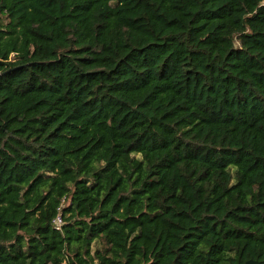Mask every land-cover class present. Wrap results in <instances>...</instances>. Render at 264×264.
Segmentation results:
<instances>
[{
  "label": "trees",
  "instance_id": "1",
  "mask_svg": "<svg viewBox=\"0 0 264 264\" xmlns=\"http://www.w3.org/2000/svg\"><path fill=\"white\" fill-rule=\"evenodd\" d=\"M249 259L264 0H0V264Z\"/></svg>",
  "mask_w": 264,
  "mask_h": 264
},
{
  "label": "rangeland",
  "instance_id": "2",
  "mask_svg": "<svg viewBox=\"0 0 264 264\" xmlns=\"http://www.w3.org/2000/svg\"><path fill=\"white\" fill-rule=\"evenodd\" d=\"M102 244L100 241L98 240H94L91 244V251L93 252V250H95L96 248H101Z\"/></svg>",
  "mask_w": 264,
  "mask_h": 264
},
{
  "label": "water",
  "instance_id": "3",
  "mask_svg": "<svg viewBox=\"0 0 264 264\" xmlns=\"http://www.w3.org/2000/svg\"><path fill=\"white\" fill-rule=\"evenodd\" d=\"M244 264H261V263L257 260L249 259V260H246Z\"/></svg>",
  "mask_w": 264,
  "mask_h": 264
},
{
  "label": "built area",
  "instance_id": "4",
  "mask_svg": "<svg viewBox=\"0 0 264 264\" xmlns=\"http://www.w3.org/2000/svg\"><path fill=\"white\" fill-rule=\"evenodd\" d=\"M54 223H55L56 227H60L61 219H60L59 216H57V217L54 219Z\"/></svg>",
  "mask_w": 264,
  "mask_h": 264
}]
</instances>
